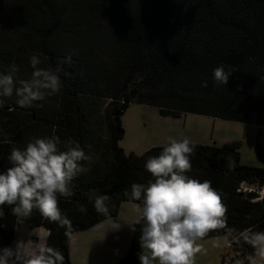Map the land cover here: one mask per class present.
Segmentation results:
<instances>
[{
    "label": "trees",
    "instance_id": "obj_1",
    "mask_svg": "<svg viewBox=\"0 0 264 264\" xmlns=\"http://www.w3.org/2000/svg\"><path fill=\"white\" fill-rule=\"evenodd\" d=\"M33 54L42 61L40 68L62 67V89L28 108L16 103L15 93L4 98L0 172L11 166V149L23 150L34 138L59 137L60 150L74 140L92 151L78 103L87 95L111 100L104 140L108 158L81 161L87 171L74 178V195L58 197L70 226L50 221L36 209L18 218L11 214L13 206H2V249H12L15 227L22 221L44 228L43 246L58 250L63 264H76L70 257L75 232L115 216L122 201L141 204L124 192L133 183L146 185L153 179L144 165L165 145L139 155L125 154L117 145L124 134L120 116L130 102L156 107L161 116L193 113L264 127V0H0V73L7 74L14 64L17 81L31 79ZM69 55L70 64L64 62ZM219 66L232 71L226 86L217 87L213 80ZM191 145L192 168L186 174L211 181L227 206L226 226L205 237L223 235L239 252L229 264H250L247 256L255 250L233 237L248 228L264 231V194L259 191L264 187V151L255 144L260 162L255 166L240 162L237 140ZM92 190L111 198L108 215L96 212L87 195ZM138 218L127 252L116 264H139Z\"/></svg>",
    "mask_w": 264,
    "mask_h": 264
},
{
    "label": "clouds",
    "instance_id": "obj_2",
    "mask_svg": "<svg viewBox=\"0 0 264 264\" xmlns=\"http://www.w3.org/2000/svg\"><path fill=\"white\" fill-rule=\"evenodd\" d=\"M29 62L34 69L29 80L15 79L18 68L14 64L7 74L0 73V107L6 103L4 98L12 97L14 93L16 103L28 108L61 91L62 81L58 74L62 71L61 66L55 70L40 68L38 65L42 61L37 54H33ZM64 62L70 64L71 55ZM231 75L232 71H226L223 66L213 70L217 87L226 86ZM203 86L206 87L207 82ZM60 144L59 137H41L28 142L23 150L11 149L7 157L11 166L0 172V217L4 216L2 206L9 205L13 206L11 214L18 218L28 217L36 209L50 221L61 226L71 225L61 213L58 197L74 195V178L87 171L81 161H91V157L77 141L69 140L66 150H60ZM193 151L188 139L169 137L161 153L149 158L144 165L153 179L146 185L133 183L131 191L126 189L124 192L130 199L141 201L137 206L140 215L135 221L141 225V250L137 254L140 264H194L196 253L201 251L196 241L210 231L226 226L227 206L222 202L221 194L212 187L211 181L201 182L186 174L192 168ZM232 166L233 162L229 161V167ZM87 195L97 213L109 214L111 198L108 195L97 194L95 190ZM80 211L84 212L86 208L82 205ZM119 227L118 223L113 224L114 229ZM240 238L264 262V231L248 228L233 237L236 241ZM63 260L58 250L46 246L24 253L18 245L15 251L4 249L0 253V264H63ZM247 260L257 264L253 256H248ZM237 264H244V260Z\"/></svg>",
    "mask_w": 264,
    "mask_h": 264
},
{
    "label": "rangeland",
    "instance_id": "obj_3",
    "mask_svg": "<svg viewBox=\"0 0 264 264\" xmlns=\"http://www.w3.org/2000/svg\"><path fill=\"white\" fill-rule=\"evenodd\" d=\"M78 100L82 112L86 116L85 129L89 135L88 147L85 151L96 162L108 158L105 152L106 118L111 108V100L106 97L92 95L82 96ZM135 100V99H132ZM124 134L117 145L125 154H142L151 146L166 145L168 138L188 139L191 143L213 144L221 146L224 142L240 141V162L258 166L260 162L255 153V144L264 151V127L244 124L237 121L212 118L204 115L185 113L180 117L161 116L156 107L143 103L130 102L120 116ZM264 194V187L259 190ZM139 204L122 201L117 214L106 218L93 227L77 231L71 238L70 248L72 262L76 264H116L127 252L132 236V223L139 217ZM118 223V229L113 224ZM44 228L29 226L19 221L15 227L12 250L20 245L24 253L38 251L43 246ZM74 241V243H73ZM201 251L196 253L194 264H229L237 254L225 243L223 235L204 237L196 241ZM4 249L0 247V253ZM261 262L256 253L249 254ZM248 257V256H247ZM140 264V261H139Z\"/></svg>",
    "mask_w": 264,
    "mask_h": 264
},
{
    "label": "crops",
    "instance_id": "obj_4",
    "mask_svg": "<svg viewBox=\"0 0 264 264\" xmlns=\"http://www.w3.org/2000/svg\"><path fill=\"white\" fill-rule=\"evenodd\" d=\"M193 143V142H192ZM215 145V142L213 143ZM45 230V229H44ZM44 237H46V231H44ZM44 243V242H43ZM70 252H71V248H70ZM70 257H71V260H72V253H70Z\"/></svg>",
    "mask_w": 264,
    "mask_h": 264
}]
</instances>
